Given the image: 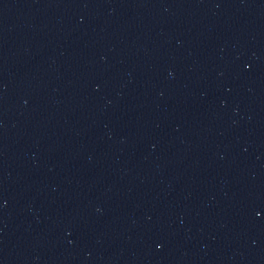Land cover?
Listing matches in <instances>:
<instances>
[{
    "label": "water",
    "instance_id": "obj_1",
    "mask_svg": "<svg viewBox=\"0 0 264 264\" xmlns=\"http://www.w3.org/2000/svg\"><path fill=\"white\" fill-rule=\"evenodd\" d=\"M0 264H264V0H0Z\"/></svg>",
    "mask_w": 264,
    "mask_h": 264
}]
</instances>
